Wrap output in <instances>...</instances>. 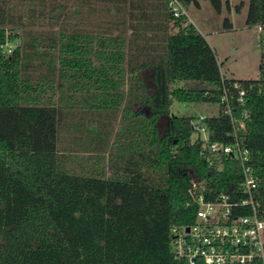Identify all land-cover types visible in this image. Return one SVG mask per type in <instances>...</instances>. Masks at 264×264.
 Returning <instances> with one entry per match:
<instances>
[{"label": "trees", "instance_id": "1", "mask_svg": "<svg viewBox=\"0 0 264 264\" xmlns=\"http://www.w3.org/2000/svg\"><path fill=\"white\" fill-rule=\"evenodd\" d=\"M176 1L201 0H0V264H188L172 229L195 223L191 181L210 199L247 197L238 159L203 156L235 144L226 92L264 207V50L259 78L227 77ZM246 24L264 45V0ZM175 103L220 106L201 122L207 142Z\"/></svg>", "mask_w": 264, "mask_h": 264}, {"label": "built area", "instance_id": "2", "mask_svg": "<svg viewBox=\"0 0 264 264\" xmlns=\"http://www.w3.org/2000/svg\"><path fill=\"white\" fill-rule=\"evenodd\" d=\"M174 12L176 16L185 13L177 1ZM240 95L243 104L244 90L240 91ZM222 102L226 103L225 112L232 117L234 123L235 144L225 146L207 143L203 156L211 166L217 162L214 155L226 154L238 159L243 171L240 189L247 197L238 202L227 193H221L210 199L206 193V182L193 179L189 194L191 202L198 206L196 220L190 226H175L172 229L173 253L177 259L188 264L201 261L205 264H251L258 259L264 264V207L255 198L260 181L254 166L250 164L249 149L240 143L227 92ZM244 117H247L246 113ZM204 118V115L199 116L193 124L197 133L207 142L206 128L201 124ZM240 127H244L243 122ZM245 207L250 208V213H241L240 208Z\"/></svg>", "mask_w": 264, "mask_h": 264}, {"label": "rangeland", "instance_id": "3", "mask_svg": "<svg viewBox=\"0 0 264 264\" xmlns=\"http://www.w3.org/2000/svg\"><path fill=\"white\" fill-rule=\"evenodd\" d=\"M233 9L231 11L234 17L236 30L231 31H215L223 25V16L220 17L217 12H209L206 7L201 10L195 6H190L187 9L189 16L197 18L200 21H205L212 31L206 33V39L215 49L217 57L221 63V70L227 77L236 79H257L260 76V65L262 60V52L264 45L261 44V30L258 26H244L249 0H231ZM243 2V7L240 11L236 10V4ZM224 11L227 12L226 3L224 0ZM229 15V13H226ZM200 26V25H199ZM244 26V27H241ZM200 28H203L202 25ZM148 85H152L153 79L149 70L144 74ZM173 112L176 115H187L199 117L218 115L220 106L217 104L206 103H175ZM167 119L160 122L161 131L167 129Z\"/></svg>", "mask_w": 264, "mask_h": 264}, {"label": "crops", "instance_id": "4", "mask_svg": "<svg viewBox=\"0 0 264 264\" xmlns=\"http://www.w3.org/2000/svg\"><path fill=\"white\" fill-rule=\"evenodd\" d=\"M223 1V7H224V0H222ZM228 0H225V3L227 2ZM230 2H231V4H232V6H233V3H232V1L231 0H229ZM235 5H237L236 3H235ZM190 6H195L194 4H191ZM189 6V7H190ZM196 7V6H195ZM203 7H206L208 10H209V12L211 13H213V12H217L215 9H214V7L212 6V4H211V2H210V0H201L200 1V7H196L197 9H199V10H201ZM226 7H227V4H226ZM224 8H222V11H221V13H219V16L220 17H222L223 16V25L222 26H220L219 28H217V30H215V31H218V32H221V31H225L224 30V20H225V18H229L230 19V21L233 23V25H234V29L233 30H236L237 29V26L235 25V21H234V17H232V13H231V11L232 10H228V8H227V12L229 13V15H227L226 13L227 12H225L224 10H223ZM247 12H248V10H247ZM185 13L187 14V16L189 17V19H190V21L199 29V31L206 37V33H208V32H210V31H212L211 30V28L210 27H208V25L205 23V21H200V20H198L197 18H194V17H191V16H189L188 15V13H187V10L185 11ZM218 13V12H217ZM246 19H247V14H246ZM246 19H245V25L244 26H247V24H246ZM202 25V27L203 28H200V26ZM244 26H241V27H244ZM213 47V46H212Z\"/></svg>", "mask_w": 264, "mask_h": 264}]
</instances>
